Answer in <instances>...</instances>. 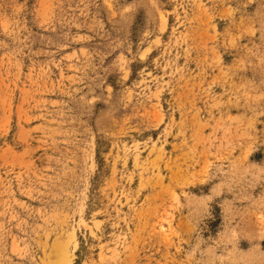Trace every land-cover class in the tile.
Listing matches in <instances>:
<instances>
[{
  "label": "rangeland",
  "instance_id": "1",
  "mask_svg": "<svg viewBox=\"0 0 264 264\" xmlns=\"http://www.w3.org/2000/svg\"><path fill=\"white\" fill-rule=\"evenodd\" d=\"M0 264H264V0H0Z\"/></svg>",
  "mask_w": 264,
  "mask_h": 264
},
{
  "label": "bare ground",
  "instance_id": "2",
  "mask_svg": "<svg viewBox=\"0 0 264 264\" xmlns=\"http://www.w3.org/2000/svg\"><path fill=\"white\" fill-rule=\"evenodd\" d=\"M72 237L75 238V232L74 231H72ZM75 245H76V243H75ZM63 251L64 250H61V253H60L61 254V258H63V255H64V252Z\"/></svg>",
  "mask_w": 264,
  "mask_h": 264
}]
</instances>
